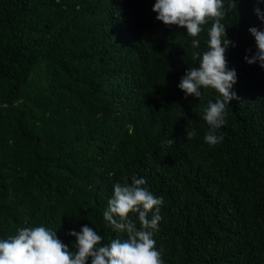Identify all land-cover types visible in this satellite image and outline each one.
Wrapping results in <instances>:
<instances>
[{"label":"trees","instance_id":"16d2710c","mask_svg":"<svg viewBox=\"0 0 264 264\" xmlns=\"http://www.w3.org/2000/svg\"><path fill=\"white\" fill-rule=\"evenodd\" d=\"M154 3L0 0V239L45 226L71 249L67 233L87 224L107 244L114 185L135 176L163 198L153 239L164 264H264V68L244 59L256 51L249 27L264 28L255 0L222 21L239 100L215 145L203 109L219 93L177 87L212 21L193 38L157 20Z\"/></svg>","mask_w":264,"mask_h":264},{"label":"clouds","instance_id":"9594fccd","mask_svg":"<svg viewBox=\"0 0 264 264\" xmlns=\"http://www.w3.org/2000/svg\"><path fill=\"white\" fill-rule=\"evenodd\" d=\"M261 3L264 0H255L253 11L264 23ZM231 9H237V0H228L227 8L225 0H155L152 6L157 20L183 28L193 38L203 31V25L212 21L207 51L191 53L192 60H199V65L188 67L177 85L185 97L199 99L202 88H212L219 93L215 102L209 101L203 109V118L209 125L204 141L209 145L222 142L223 135H217V130L226 123V106L232 100H239L232 91L237 73L228 67L225 55L229 45L235 44L226 38V25L222 23ZM248 32L254 37L256 51L251 56L245 55L244 59L250 65L258 63L264 68V28L253 26ZM191 45L198 49L199 41L192 39ZM195 136V130L186 133L188 140ZM173 143L172 139L167 141L169 146ZM145 184L143 177L133 176L131 184L118 182L114 185L113 195L103 213L105 221L116 233V238L109 243L102 244V236L87 224L79 232L70 230L67 233L75 238L71 249L57 237V230L45 226L23 227L17 229L15 235L0 239V264H164L153 239L162 219L163 198L154 196L143 187ZM130 214H137L139 228L136 221L130 219Z\"/></svg>","mask_w":264,"mask_h":264}]
</instances>
